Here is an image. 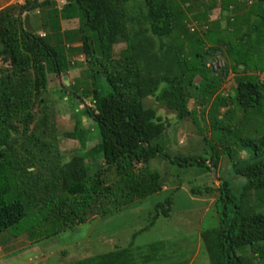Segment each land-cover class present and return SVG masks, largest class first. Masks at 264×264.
Returning <instances> with one entry per match:
<instances>
[{
    "label": "trees",
    "instance_id": "trees-1",
    "mask_svg": "<svg viewBox=\"0 0 264 264\" xmlns=\"http://www.w3.org/2000/svg\"><path fill=\"white\" fill-rule=\"evenodd\" d=\"M58 1L63 3L60 8L55 7ZM195 1L25 0L21 11L45 9L44 37L24 28L21 13L14 14L15 7L0 10V43L7 63L0 75V235L25 236L35 246L92 217L128 210L137 200L162 192L160 172L148 168L154 158L209 173L208 162L218 168L224 160L231 171L226 169L228 179L219 177L218 225L200 231L202 251L209 264H264V85L257 77L264 73V0L250 4L249 0H220L221 14L248 8L242 16L228 17L221 29L208 16L215 1L203 5L202 11ZM184 5L195 9L192 20L206 28L204 35L189 31ZM64 16L76 17L77 28L62 30ZM144 16L153 37L171 42L167 74L155 73L158 63L148 61L146 47L140 49L147 42H139L135 29ZM121 36L126 49L120 59L112 60L107 43ZM218 50L235 74L233 96L219 93V79L209 77L204 65L203 57ZM75 51L83 53L91 72V90H80L76 98H89L91 107L75 111L73 130L64 133L77 141L75 154L66 163L54 156L43 176L34 171L35 163L43 168L42 153L52 152V147L39 137L44 131L38 133L33 126L36 106L47 88V74L68 72ZM147 98L154 104L146 106ZM191 100L202 114L207 110L209 135L203 134L196 118L199 109L189 108ZM158 107L173 112L177 122L190 119L202 132L207 156L167 155L161 140L171 121L159 116ZM82 117L91 120L92 126L85 128ZM93 127L99 140L88 148ZM14 134L25 135L41 157L35 158L33 150L16 152ZM238 150L249 154L248 165L239 167V161L233 165ZM97 156L103 161L93 162ZM191 190L194 194L213 191L207 187ZM171 205L169 197L156 204L149 217L152 224L135 232L132 241L154 225L158 213L168 217ZM154 245H148L149 249ZM153 257L131 242L61 264H138Z\"/></svg>",
    "mask_w": 264,
    "mask_h": 264
},
{
    "label": "rangeland",
    "instance_id": "rangeland-1",
    "mask_svg": "<svg viewBox=\"0 0 264 264\" xmlns=\"http://www.w3.org/2000/svg\"><path fill=\"white\" fill-rule=\"evenodd\" d=\"M211 1H215V6L208 13V16L211 21H218V29L227 26L228 17L242 16L248 9L246 6L240 8L236 14L227 11L221 14L220 0H196L194 4H198V10L202 11L203 5H208ZM251 1L249 0L248 4ZM24 4L25 0H0V10L10 6L15 7L14 14L16 16L22 14L24 28L40 37L43 36L46 30L42 11L45 9L42 11H40L41 9L21 11L20 7ZM62 4L58 1L55 7L60 8ZM187 5L183 6L187 15V28L189 31L194 30L200 36L204 35L206 28L197 26L192 20L191 14L195 13V9H187ZM64 10L67 11L66 8ZM28 25L29 28H27ZM77 26L76 17H66L61 21L62 30L77 28ZM135 30L139 42H147L145 46L140 45V49L144 50L146 47L145 52L149 56L148 61H153L154 64L158 63L159 68H155V73H166L171 67L169 60L171 42L153 37L148 32L145 16L141 19V25L137 26ZM206 46L211 47L208 44ZM93 47L97 48L96 46ZM106 48H108L109 57L112 60L120 59L121 52L126 49L124 36L112 39L107 43ZM3 50L4 47L0 43V75L5 73L7 65ZM79 53L80 55H78ZM74 54L76 56L69 62V69L65 74L68 85L62 79L63 74L58 76L47 74V88L43 91L42 101L36 106L37 113L33 126L39 130L38 133L44 131V134H40L39 137L47 141L52 147V152L46 154L45 151L42 153L44 156L42 157L43 168L39 163H35L34 171L43 176L46 175L45 168L52 163L54 156L61 163H66L75 154L78 149L77 141L66 138L64 133L73 130L75 111H80L84 106L91 107L89 98H76V93L80 95V90H91L89 76L91 72L83 53L78 52L77 54L75 51ZM203 61L209 77L216 76L219 79V93L224 97L233 96L235 87L233 76L235 74L228 67L225 55L218 50L211 52L209 56H204ZM262 76L260 74L259 78ZM101 82L102 78L100 77L97 79L98 85ZM145 101L146 106L154 104L151 98H147ZM188 106L190 109L194 107L199 109L196 110V118L200 122L203 134L209 135L207 110L202 114V110L193 100L189 102ZM156 110L163 119L171 121V126L166 130L161 140L165 145L167 155L171 158L194 155H196L194 157L207 156L204 154L207 146L202 141V132L190 119L177 122L174 113L165 107H158ZM82 121L85 128L92 126L91 120L82 117ZM92 129L91 132L93 131L95 134L93 140L87 144L88 148L93 147L98 139L97 128L93 127ZM12 137L15 141L14 149L16 152L26 153L27 151L28 153L33 150V154H36L35 158L41 155L38 148H34L30 142H27L25 135L14 134ZM248 155L244 151H236L233 165L238 161L241 163L239 167L248 165L245 161ZM98 161H103L101 156L93 159V162ZM228 166L230 168L231 163ZM148 168L160 172L163 183L162 192L144 200H137L133 207L120 213L106 217H92L91 220H87L74 229L62 232L57 237L44 240L35 246L31 245L25 236L14 239L9 233L4 232L0 235V264H61L124 248L131 242L134 243L135 248H144L146 254L151 253L154 256L149 262H139L138 264H209L205 253L202 251L199 234L201 230L212 229L218 225L215 203L219 199L218 188L220 186L219 177L223 176L222 165L216 168L213 174V172L201 171L195 167L184 169L178 165L173 166L169 161L157 157L148 164ZM226 169H228L227 166ZM225 175L224 173V177ZM225 178L228 179L229 174ZM237 185L239 189L240 185ZM197 187H207L213 191L209 194H194L191 189ZM235 189L233 188V191L237 192ZM168 197L172 200L170 215L165 218L161 213H158L154 225L137 235L132 241V235L135 232L152 224L149 217L152 213L154 214L155 205L164 203ZM150 244H155L154 248L157 246V249H149L148 245Z\"/></svg>",
    "mask_w": 264,
    "mask_h": 264
},
{
    "label": "water",
    "instance_id": "water-1",
    "mask_svg": "<svg viewBox=\"0 0 264 264\" xmlns=\"http://www.w3.org/2000/svg\"><path fill=\"white\" fill-rule=\"evenodd\" d=\"M65 74L66 73H63L62 79L64 80V83L66 85H68L67 78H66ZM222 166L224 167V170H223V175H224V172H225V162L224 161L222 162ZM210 167H211L212 172L214 173L215 172V168L213 166H210Z\"/></svg>",
    "mask_w": 264,
    "mask_h": 264
},
{
    "label": "clouds",
    "instance_id": "clouds-1",
    "mask_svg": "<svg viewBox=\"0 0 264 264\" xmlns=\"http://www.w3.org/2000/svg\"><path fill=\"white\" fill-rule=\"evenodd\" d=\"M20 17L22 18V14L20 15ZM44 35H45V34H43V36H41V37H44ZM257 74H258V73H257ZM223 161H224V160H223ZM223 161H222V162H223ZM224 162H225V161H224ZM208 165H209V166H213L210 162H208ZM221 165H222V164H221ZM138 167H139V165H137V168H138ZM213 167H214V166H213ZM214 168H215V170H216V167H214ZM222 169L224 170V167H223V166H222ZM225 169H226V166H225ZM211 172H212V170H211ZM224 173H225V172H224ZM213 174H214V173H213ZM223 176H224V175H223Z\"/></svg>",
    "mask_w": 264,
    "mask_h": 264
},
{
    "label": "built area",
    "instance_id": "built-area-1",
    "mask_svg": "<svg viewBox=\"0 0 264 264\" xmlns=\"http://www.w3.org/2000/svg\"><path fill=\"white\" fill-rule=\"evenodd\" d=\"M260 74L263 75L262 78H259V75H260ZM258 81H259L262 85H264V73H258Z\"/></svg>",
    "mask_w": 264,
    "mask_h": 264
},
{
    "label": "crops",
    "instance_id": "crops-1",
    "mask_svg": "<svg viewBox=\"0 0 264 264\" xmlns=\"http://www.w3.org/2000/svg\"><path fill=\"white\" fill-rule=\"evenodd\" d=\"M64 81V80H63Z\"/></svg>",
    "mask_w": 264,
    "mask_h": 264
}]
</instances>
